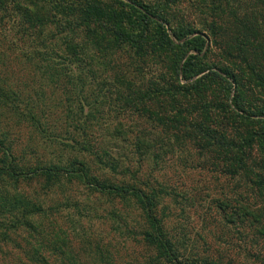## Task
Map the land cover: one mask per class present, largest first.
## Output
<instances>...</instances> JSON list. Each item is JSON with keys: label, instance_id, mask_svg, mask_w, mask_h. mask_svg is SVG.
I'll return each mask as SVG.
<instances>
[{"label": "trees", "instance_id": "obj_1", "mask_svg": "<svg viewBox=\"0 0 264 264\" xmlns=\"http://www.w3.org/2000/svg\"><path fill=\"white\" fill-rule=\"evenodd\" d=\"M191 1L202 29L171 25L167 6L181 0H0L3 35L14 33L29 45V71L39 79V92L33 90L35 97L20 109L22 93L4 88L0 77V106L43 127L39 117L47 110L43 88L48 86L64 97L66 119L76 131L73 150L93 155L101 169L116 172L120 164L108 143L94 147L88 139L99 111L107 108L130 121L118 122L111 139L128 146L138 160L152 157L158 164L163 155L185 153L195 142L202 158L222 157L227 174L250 172L264 194V0ZM225 45L228 58L238 60L250 77V87L230 68L206 61L213 46ZM0 147V182L27 178L28 171L11 163V148L3 140ZM57 168L30 174L52 182L62 172L84 179L90 170L76 157L68 168ZM142 185L145 189H107L139 200L151 229L144 232L145 242L171 259L174 246L157 215L165 192Z\"/></svg>", "mask_w": 264, "mask_h": 264}, {"label": "rangeland", "instance_id": "obj_2", "mask_svg": "<svg viewBox=\"0 0 264 264\" xmlns=\"http://www.w3.org/2000/svg\"><path fill=\"white\" fill-rule=\"evenodd\" d=\"M181 1L167 6L171 25L201 28L192 1ZM4 26L0 77L4 88L22 93L23 109L28 97H35L33 90L39 92V79L29 71V45L14 33L3 35ZM229 54L226 45L213 46L206 61L230 68L250 87V77ZM43 92L47 110L39 117L44 125L40 128L0 106V140L12 150L11 163L29 173L16 183L0 182V264H264V194L250 172L227 174L222 157L212 153L202 158L195 142L188 143L185 153L163 155L158 164L152 157L138 160L128 146L111 139L118 122L128 126L130 121L107 108L99 111L102 119L88 130V139L94 147L108 143L106 149L120 164L116 172L101 169L93 155L73 150L76 131L66 119L62 93L54 89L52 94L48 86ZM233 96L232 92L231 100ZM2 152L0 147V165ZM74 157L90 169L84 179L62 172L47 182L42 175L30 174L48 165L68 168ZM145 182L165 192L157 215L174 246L171 259L145 242L144 232L151 229L139 200L107 189H145Z\"/></svg>", "mask_w": 264, "mask_h": 264}]
</instances>
